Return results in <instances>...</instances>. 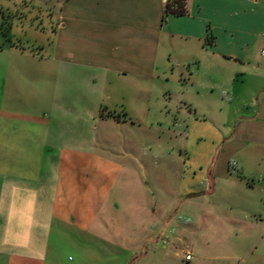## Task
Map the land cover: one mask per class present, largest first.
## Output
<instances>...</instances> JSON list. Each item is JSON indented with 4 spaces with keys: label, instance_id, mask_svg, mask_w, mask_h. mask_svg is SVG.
Instances as JSON below:
<instances>
[{
    "label": "crops",
    "instance_id": "0c3cea01",
    "mask_svg": "<svg viewBox=\"0 0 264 264\" xmlns=\"http://www.w3.org/2000/svg\"><path fill=\"white\" fill-rule=\"evenodd\" d=\"M188 9L165 18L164 0H0V264H60L61 241L86 240L108 168L135 172L146 127L179 145L158 158L166 175L181 168L179 196L235 212L223 217L235 248L198 259L185 233L167 245L152 234L127 261L264 264V169L259 187L242 180L264 165V0Z\"/></svg>",
    "mask_w": 264,
    "mask_h": 264
},
{
    "label": "rangeland",
    "instance_id": "374dc122",
    "mask_svg": "<svg viewBox=\"0 0 264 264\" xmlns=\"http://www.w3.org/2000/svg\"><path fill=\"white\" fill-rule=\"evenodd\" d=\"M146 128H141V133L150 131L156 135L145 137V141L139 143L140 151L133 157L134 161L128 155L123 158L124 162L131 159L138 168L133 171L134 173L125 170L122 175L108 168L110 174L107 177V184L111 192L108 194L107 204L101 209L93 207V217L97 214L98 216L92 230L86 231V240L77 237L74 240L68 239L66 244L61 241L60 264H130L132 257L127 261L128 253L139 252L143 244V248L145 247L148 241L146 238L152 234H161L167 237L168 241L170 238L172 242H176L174 241L176 235L185 233L187 235L185 246L193 250L198 259L211 255L226 257L230 254L229 250L235 248L233 239H230L228 232L225 231L229 224L223 218L230 217V213L235 212L213 208L208 212L201 204L185 201L179 196L176 189L181 179V168L173 165L169 171L170 176L166 175L161 166L164 159H158L165 154L166 149H172L170 147L178 153L179 145L175 142L169 145L166 141V144L160 143L159 140L163 138L161 134L164 132L163 127ZM151 149H154V153L150 151ZM154 157H156L154 169L147 168L153 163L151 158ZM121 159L118 161H122ZM142 161L146 164L145 168ZM252 167L254 173L242 177V180L244 183L259 187L263 182L258 171L264 169V165ZM166 182L173 189L171 193L160 191L161 183ZM261 210V214L264 215V208ZM158 247L162 249L163 245ZM68 258L73 262H69Z\"/></svg>",
    "mask_w": 264,
    "mask_h": 264
},
{
    "label": "trees",
    "instance_id": "16d2710c",
    "mask_svg": "<svg viewBox=\"0 0 264 264\" xmlns=\"http://www.w3.org/2000/svg\"><path fill=\"white\" fill-rule=\"evenodd\" d=\"M164 2L165 18L170 15L184 17L189 14V0H164Z\"/></svg>",
    "mask_w": 264,
    "mask_h": 264
},
{
    "label": "built area",
    "instance_id": "2783aa9c",
    "mask_svg": "<svg viewBox=\"0 0 264 264\" xmlns=\"http://www.w3.org/2000/svg\"><path fill=\"white\" fill-rule=\"evenodd\" d=\"M263 37H264V35H263ZM230 169H231V172H235L237 170V164L235 162H232L231 165H230ZM162 242H163L164 245H167L168 242H169L168 241V238L167 237H164V239H163ZM190 260H191V256L188 255L186 257V261H190Z\"/></svg>",
    "mask_w": 264,
    "mask_h": 264
}]
</instances>
